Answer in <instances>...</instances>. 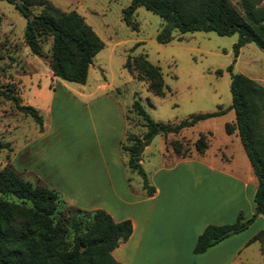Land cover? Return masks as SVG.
Masks as SVG:
<instances>
[{"label":"rangeland","instance_id":"374dc122","mask_svg":"<svg viewBox=\"0 0 264 264\" xmlns=\"http://www.w3.org/2000/svg\"><path fill=\"white\" fill-rule=\"evenodd\" d=\"M25 1L32 12L44 1L63 11H76L103 46L92 56L84 82L54 76L48 67L50 37L40 36L41 52H31L23 40L24 16L12 3L0 0V87L11 85L19 101L36 107L42 117L39 128L32 117L0 95V140L8 142L0 147V169L10 163L24 178L54 188L63 205L79 208L83 207L76 203L86 205L88 194L94 198L96 191L106 193L101 201L107 203L111 188L121 195L126 189L140 190V176L127 166L120 147L131 136H141L145 128L131 106L133 99L151 118L161 121L228 106L178 132L155 134L140 153L149 177L206 185L209 178L201 176L206 173L196 165L226 162L221 152L222 157L230 155L233 164L242 165L247 157L236 131L224 130V122L234 119L227 66L264 86L262 48L247 41L234 55L236 32L213 30H173L169 41L157 42L155 34L161 25L157 13L138 5L129 21H124L122 13L130 0ZM231 2L237 6V0ZM138 54L158 66L163 94L153 93L144 75L132 67V56ZM127 58L131 70L123 66ZM199 132L207 143L201 153L193 146ZM175 142L188 156L180 157ZM257 256L255 264H264V254Z\"/></svg>","mask_w":264,"mask_h":264},{"label":"trees","instance_id":"16d2710c","mask_svg":"<svg viewBox=\"0 0 264 264\" xmlns=\"http://www.w3.org/2000/svg\"><path fill=\"white\" fill-rule=\"evenodd\" d=\"M24 16L23 40L31 52L39 54L40 36L50 37L48 67L51 74L66 80L84 82L88 64L94 53L103 46L102 39L74 10L63 11L44 1L37 12H32L25 0H6ZM141 5L158 14L161 25L155 39L165 43L172 31L213 30L218 34L236 32L232 43L233 54L247 41L264 50V2L262 0H130L123 10L124 21H129L135 7ZM133 66L147 79L149 89L163 94L164 83L156 64L145 55H133ZM123 66L131 70L129 59ZM229 71L230 104L234 119L224 122V130L236 131L241 146L256 177L252 195L254 211L242 218L238 212L230 223H206L196 235L192 251L201 252L231 232L247 226L256 214L264 215V86L256 79L238 71ZM0 95L42 126L38 109L22 103L11 85L0 87ZM132 108L143 119L141 136H131L130 142L120 144L125 150L127 166L141 179L145 194H151L140 162V153L155 134L178 132L201 118L220 114L228 107L218 105L209 111L189 113L176 121L151 118L137 99ZM8 145L0 140V147ZM207 143L203 132L193 141L195 150L203 152ZM174 150L180 152L178 142ZM188 156L180 152V157ZM54 188L24 178L10 163L0 169V264H122L111 250L125 240L131 231L128 218L113 220L103 208L84 209L63 205ZM62 206V209L59 208ZM64 207V209H63ZM256 240L264 253V227L256 230L247 241Z\"/></svg>","mask_w":264,"mask_h":264},{"label":"crops","instance_id":"0c3cea01","mask_svg":"<svg viewBox=\"0 0 264 264\" xmlns=\"http://www.w3.org/2000/svg\"><path fill=\"white\" fill-rule=\"evenodd\" d=\"M220 157L226 162L196 165L198 171L206 173L200 175L209 178L206 185L190 179L159 182L146 174L154 187L151 194L140 188L126 189L121 195L111 188L107 203L101 201L106 193L96 191L94 198L88 194L86 205L76 204L86 209L103 208L113 220H130L128 237L111 250L122 264H255L257 255L264 253L259 251L256 240L247 239L264 227L262 214H256L245 228L227 234L203 251H192L196 235L206 223H230L238 212L247 218L254 211L256 177L248 159L239 165L231 162L230 155L222 157L221 152Z\"/></svg>","mask_w":264,"mask_h":264}]
</instances>
